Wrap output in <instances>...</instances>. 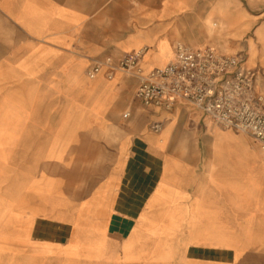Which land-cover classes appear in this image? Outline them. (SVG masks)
<instances>
[{
  "label": "crops",
  "instance_id": "crops-1",
  "mask_svg": "<svg viewBox=\"0 0 264 264\" xmlns=\"http://www.w3.org/2000/svg\"><path fill=\"white\" fill-rule=\"evenodd\" d=\"M243 7L0 0V264H264L258 144L210 138L195 109L143 106L122 71L87 75L141 50L145 73L162 67Z\"/></svg>",
  "mask_w": 264,
  "mask_h": 264
},
{
  "label": "built area",
  "instance_id": "built-area-1",
  "mask_svg": "<svg viewBox=\"0 0 264 264\" xmlns=\"http://www.w3.org/2000/svg\"><path fill=\"white\" fill-rule=\"evenodd\" d=\"M144 50L118 60L107 55L92 63L87 75L108 78L122 71L138 80L136 97L145 107L172 111L184 106L198 110L218 127L249 135L264 156V89L261 71L247 65L241 54L226 53L211 45L190 46L177 42L172 59L145 73ZM129 112L124 114L127 117ZM159 130L160 125H153Z\"/></svg>",
  "mask_w": 264,
  "mask_h": 264
},
{
  "label": "rangeland",
  "instance_id": "rangeland-1",
  "mask_svg": "<svg viewBox=\"0 0 264 264\" xmlns=\"http://www.w3.org/2000/svg\"><path fill=\"white\" fill-rule=\"evenodd\" d=\"M244 7L237 14L219 20H209L212 30L213 47L226 53L241 54L247 60V65L257 67L260 71V81L264 86V0H242ZM262 29L261 34L258 30ZM201 126L205 128L204 118ZM217 126V125H216ZM218 127V126H217ZM231 135L233 138L252 139L249 135L234 130H221L214 128L210 138H218V135ZM199 138L197 130H191L184 136L186 140ZM206 138V137H204ZM22 264H35L29 259H23Z\"/></svg>",
  "mask_w": 264,
  "mask_h": 264
}]
</instances>
